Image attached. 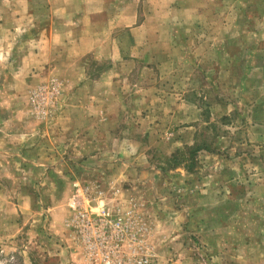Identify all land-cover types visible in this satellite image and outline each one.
<instances>
[{
	"label": "rangeland",
	"instance_id": "1",
	"mask_svg": "<svg viewBox=\"0 0 264 264\" xmlns=\"http://www.w3.org/2000/svg\"><path fill=\"white\" fill-rule=\"evenodd\" d=\"M0 195L30 205L0 264H91L100 207L132 212L123 264H264V0H0Z\"/></svg>",
	"mask_w": 264,
	"mask_h": 264
},
{
	"label": "built area",
	"instance_id": "2",
	"mask_svg": "<svg viewBox=\"0 0 264 264\" xmlns=\"http://www.w3.org/2000/svg\"><path fill=\"white\" fill-rule=\"evenodd\" d=\"M71 222L80 235L85 237L84 244L82 243L85 248L84 257L91 264H123L125 262L120 254V240L131 225V211H125L116 216L111 215L104 207H100L97 214L88 211L77 212ZM127 260L131 259L127 257ZM140 263L147 264V261H140Z\"/></svg>",
	"mask_w": 264,
	"mask_h": 264
},
{
	"label": "crops",
	"instance_id": "3",
	"mask_svg": "<svg viewBox=\"0 0 264 264\" xmlns=\"http://www.w3.org/2000/svg\"><path fill=\"white\" fill-rule=\"evenodd\" d=\"M99 9H100V11L95 10L94 11L95 13H93V14H96V12L97 13L101 12L103 9V6H99ZM79 29H80L79 30L80 33L81 34L83 33V35H85L84 31L88 30V29L85 30L84 26L79 27ZM61 36H62L61 38H63V42L65 40H67V34L66 33H62ZM85 38H89V37L87 35H85ZM85 38L83 37V39L79 40V37H77V39H75V41H74L76 50L79 49V52L77 51L78 56H82L85 53L90 52L94 48L95 43L90 45V42H88V39H85ZM65 79H68L70 82H72L74 80V75H71L70 72H66V78ZM96 90H99V89H95V91ZM96 92L92 91V95H95ZM84 94H85V92H84ZM101 123L102 122H100V121L96 122L95 126L97 127L98 130H99V125ZM71 127H69L68 124L62 125V128L65 130H68ZM96 156L97 155H95L94 157H96ZM1 187H4L3 184L1 185ZM3 189H5V188H3ZM29 207H30V205L27 204L25 198H23L22 200H18L16 202H14L12 199H10V197L5 198V196L0 195V227H2V226L7 227V225H6L7 220H5L7 214L9 216H17V217L23 216L24 218H27V216H28L27 214H29ZM61 208H63V207H61ZM68 211L65 215V213H63V211H59L55 208H53L52 210L49 209V215H48V219H47V221H48L47 231L49 232L50 235L52 234L54 237L59 238L60 241H63V240L65 241V239L68 237L69 232H68V229L65 227V224H64L65 223L64 221H66L67 219H70V217H68V216H70ZM60 219L63 221V223H62V221H60L58 223L57 220H60ZM4 231H6V233L9 234L11 231V228L5 229ZM4 231H2V232H4ZM5 248L10 249L9 246L8 247L6 246ZM57 256H59V260L62 261L61 264H71V262L74 264H85L79 258V254L76 251H72V250L69 251L66 248L60 247L59 253L57 254ZM78 259H80V260L78 261ZM23 264H32V261L29 258V255L23 256Z\"/></svg>",
	"mask_w": 264,
	"mask_h": 264
},
{
	"label": "trees",
	"instance_id": "4",
	"mask_svg": "<svg viewBox=\"0 0 264 264\" xmlns=\"http://www.w3.org/2000/svg\"><path fill=\"white\" fill-rule=\"evenodd\" d=\"M195 145H198V144H195ZM194 145V146H195ZM194 149H192V152L193 153H195V152H199V151H201V150H207V147H206V145L205 144H203L202 145V147H200V146H195V147H193Z\"/></svg>",
	"mask_w": 264,
	"mask_h": 264
}]
</instances>
